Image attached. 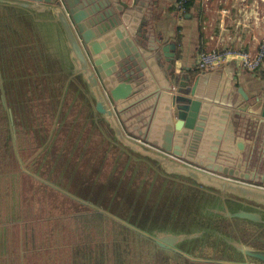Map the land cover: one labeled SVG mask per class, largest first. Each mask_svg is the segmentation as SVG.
Here are the masks:
<instances>
[{"label": "water", "instance_id": "obj_1", "mask_svg": "<svg viewBox=\"0 0 264 264\" xmlns=\"http://www.w3.org/2000/svg\"><path fill=\"white\" fill-rule=\"evenodd\" d=\"M151 1L0 0V99L41 86L57 113L144 169L153 186L141 208L160 215L132 223L98 210L135 234L151 264H264V93L180 78L174 91L160 67L173 44L155 38ZM226 171L249 182L215 173Z\"/></svg>", "mask_w": 264, "mask_h": 264}, {"label": "trees", "instance_id": "obj_2", "mask_svg": "<svg viewBox=\"0 0 264 264\" xmlns=\"http://www.w3.org/2000/svg\"><path fill=\"white\" fill-rule=\"evenodd\" d=\"M192 3L176 0V8L185 13ZM40 88L34 97L5 96L6 103L0 99V264H33L14 246L13 231L18 238L19 231L28 228L29 223L37 226L45 221H27V205L19 189L25 159L12 142V131L28 136L36 150L31 156V169L25 171L30 174L33 195L40 191L50 205L47 217L54 216L55 211L59 216L72 215L78 235L74 236L72 256L66 264H151L142 258L148 254L137 243L135 234L98 209L132 223L142 216L160 215L151 203L141 208V202L151 196L153 179L143 174V168L140 172L119 148L110 145L101 130H81L74 119L57 113L55 101ZM90 210L89 215L86 212ZM69 243L68 247L58 244L46 249V254L40 250L39 264H51L56 255L69 252Z\"/></svg>", "mask_w": 264, "mask_h": 264}, {"label": "crops", "instance_id": "obj_3", "mask_svg": "<svg viewBox=\"0 0 264 264\" xmlns=\"http://www.w3.org/2000/svg\"><path fill=\"white\" fill-rule=\"evenodd\" d=\"M151 2L150 23L155 38L173 44L168 58L161 59L160 67L171 78L174 91L178 90L179 84L182 85L181 80L188 83V86L197 82L199 88L205 84L210 85L214 92L219 88L221 95L229 92L228 86L241 87L247 95L264 93L262 75L253 76L230 64L211 71H200L195 67L197 53L214 45H234L247 49L256 47L258 41L264 37V11H260L256 1L193 0L190 9L185 13L177 11L176 0ZM223 8L229 13L221 14ZM215 173L226 176L223 172Z\"/></svg>", "mask_w": 264, "mask_h": 264}, {"label": "flooded vegetation", "instance_id": "obj_4", "mask_svg": "<svg viewBox=\"0 0 264 264\" xmlns=\"http://www.w3.org/2000/svg\"><path fill=\"white\" fill-rule=\"evenodd\" d=\"M112 102V101H111ZM117 115V113L115 112ZM118 117V115H117ZM119 118V117H118ZM44 119V118H43ZM43 122L46 124V119L43 120ZM3 122L0 120V130H2ZM122 125V123H121ZM124 125H122L123 127ZM125 127H123L124 129ZM126 129V128H125ZM124 129V130H125ZM14 130V129H12ZM125 132L128 133L127 129ZM12 142L15 144L16 149L20 152V154L24 157V162L22 164V170L24 171V175L21 176L22 186L19 187L21 191L22 200L26 201L27 206H24L26 208L27 212V221L32 222L33 220L43 219L45 221L38 222L37 226L32 225V223H29L27 226L28 228L19 231L18 238L15 237V231L14 237H13V244L15 247L19 248V250L26 253L25 259L27 261V258L32 260L33 264L40 263L42 260V255L40 256L39 251L43 250L46 254L47 250L50 248H55L58 244L60 246L68 247V241L70 250L69 252H66L61 255H56L55 258L52 260L51 264H66L68 262V259L70 256H72L73 252V243L75 242L74 236L78 235L77 231H74V221L72 220V215L65 216H59L58 211H55V215L52 217L47 214V210L50 209V205L46 202V197L41 196V192H36V195H33L34 189L31 187L30 181V174L26 172L25 170L29 171L32 167V158L31 156L35 154V148L33 147L30 139L28 136H25L23 133H19L18 135L12 131ZM164 152H167L176 158H179L181 160H184L196 167L204 168L209 170V168L205 167V165L199 163V160L190 161L192 159H189L185 156H178L171 151H167L159 146L154 145L153 143H150L148 141H145ZM212 171V170H211ZM232 176H228L231 178L239 179L242 181L249 182V178H243L239 177L235 174H231ZM23 179V180H22ZM20 181V182H21ZM21 184V183H20ZM68 197H71L72 195L66 194ZM73 197V196H72ZM92 210L87 211L86 213H90ZM65 218V219H64ZM47 219V221H46ZM83 236V234H82ZM92 239V238H91ZM45 241H47V247L45 246ZM43 245V246H42ZM58 253V252H57ZM71 259V258H70ZM69 259V261H70Z\"/></svg>", "mask_w": 264, "mask_h": 264}, {"label": "built area", "instance_id": "obj_5", "mask_svg": "<svg viewBox=\"0 0 264 264\" xmlns=\"http://www.w3.org/2000/svg\"><path fill=\"white\" fill-rule=\"evenodd\" d=\"M57 1L62 6H64L63 0H57ZM220 12L223 15L229 13V11L226 8L221 9ZM228 64L232 65L237 70L246 71L252 74L253 76L259 77L260 75H262V77H264V37L258 41L256 47L253 49H247L241 46H234V45L223 46V47L214 45L209 49L197 53L195 59V67L200 71H211L213 69L222 68ZM172 89L175 90V87H172ZM123 132L128 135H131L125 132L124 129ZM131 137H133L138 142H142L153 148H157L133 135H131ZM165 153L170 157L175 158L176 160L192 165L184 160L176 158L175 156L167 152Z\"/></svg>", "mask_w": 264, "mask_h": 264}, {"label": "rangeland", "instance_id": "obj_6", "mask_svg": "<svg viewBox=\"0 0 264 264\" xmlns=\"http://www.w3.org/2000/svg\"><path fill=\"white\" fill-rule=\"evenodd\" d=\"M254 1H256V3H257V5H258L259 9H261L260 11L263 12V11H264V3L262 2V0H254ZM177 11H179V10H177ZM181 15H182V14H181ZM133 130H138V129L134 127ZM134 136L137 137V138H140L138 135H135V134H134ZM155 141L158 142L157 140H155ZM148 142L153 143L154 145L157 144V143H155V142H151V141H148ZM156 146H157V145H156ZM190 161H193V160H190ZM224 173H225V175H228V176H232L231 174H235L234 171H226V172H224ZM228 257H230V256H228Z\"/></svg>", "mask_w": 264, "mask_h": 264}]
</instances>
